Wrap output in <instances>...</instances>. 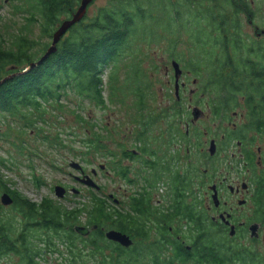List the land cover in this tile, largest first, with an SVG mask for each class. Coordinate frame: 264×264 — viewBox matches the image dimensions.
<instances>
[{"label": "trees", "instance_id": "trees-1", "mask_svg": "<svg viewBox=\"0 0 264 264\" xmlns=\"http://www.w3.org/2000/svg\"><path fill=\"white\" fill-rule=\"evenodd\" d=\"M17 1L13 15L26 13L29 17L25 16L26 22L19 27H15L18 21L8 26L2 23L5 28L0 32V80L12 75L0 85V136L4 139L10 137V131H1V124L14 131V121L19 123L16 138L33 129L52 143L43 124H50V118L62 120L70 102L75 101L73 114L91 134L81 138L82 149L73 147L71 151L89 163L98 154L110 155L113 169L119 170L120 165L113 159L116 154L108 150L106 142L115 141L112 131L107 124L102 127L105 132L100 131L97 122L91 123L82 114L85 102L106 106V71L108 98L114 101L124 91L123 85L118 84L119 63L131 57V65L128 64L135 68V105L146 110V98L154 95L150 93L151 79L143 73L136 54L145 44L159 45L164 40L172 60L183 63L185 70L199 78L200 91L208 98L213 114L228 117L242 107L252 127L264 129V37H253L244 30L247 18L255 25L257 35L264 34V28L256 22L262 8L253 7L259 1L110 0L93 15L87 9L85 16L58 42L56 51L34 68L31 64L42 57L50 44L32 37L28 26L38 23L42 34L52 37L63 19L72 17L81 0ZM186 36L189 53L178 50L179 42ZM139 118L142 130L158 121L154 112L148 116L140 114ZM186 119L189 122L188 111ZM53 140L67 146L60 131ZM125 155L130 156L127 152ZM5 162L0 155V164ZM121 169L127 176L129 170ZM33 183L40 188L43 181L34 175ZM0 189L14 200L9 209L0 203V264H42L48 261L47 254L58 256L61 264H150L152 249L146 243L124 247L104 234V230L117 229L133 235L132 208L122 212L92 188H88L87 201L75 199L67 205L45 196L35 202L11 189L1 173ZM81 220L92 227L88 236L75 229L82 226ZM146 235L147 230L141 231L140 236ZM198 252L203 260L212 257L204 246ZM217 257L220 264H225L227 249L220 247ZM155 262H159L158 257Z\"/></svg>", "mask_w": 264, "mask_h": 264}, {"label": "flooded vegetation", "instance_id": "flooded-vegetation-1", "mask_svg": "<svg viewBox=\"0 0 264 264\" xmlns=\"http://www.w3.org/2000/svg\"><path fill=\"white\" fill-rule=\"evenodd\" d=\"M174 88L175 97L162 98L158 107L150 109L158 121L148 129L138 127L132 148L119 142L116 171L119 179L130 182L132 191L125 190V198L110 193L107 198L122 212L132 208L134 221L133 235L118 231L130 236L131 246L146 243L152 249L150 264H220V247L227 249L225 264H264V129L252 127L246 112L234 111L231 118L240 121L229 120L204 149L202 136L207 132L191 131L190 126L207 115L201 109L195 120L193 110L199 106L194 105L188 122L187 102L181 97L186 85L179 81L178 95L176 82ZM194 94L190 91L189 103ZM211 115L220 121L229 119ZM154 127L158 129H150ZM120 167L129 170L127 176ZM93 170L90 175L82 165L73 179L84 185L77 177L95 176ZM143 230L146 236H140ZM203 246L212 257L203 260L198 252Z\"/></svg>", "mask_w": 264, "mask_h": 264}, {"label": "rangeland", "instance_id": "rangeland-1", "mask_svg": "<svg viewBox=\"0 0 264 264\" xmlns=\"http://www.w3.org/2000/svg\"><path fill=\"white\" fill-rule=\"evenodd\" d=\"M110 0H94L88 7V14L93 15L99 7L106 6ZM259 3L255 4L253 7L255 9L257 6L261 7V12L258 13L256 22L264 28V4L261 0ZM17 0H0V32H4L2 23L6 22V25H10L13 21H18V26H23L26 22L25 16L29 17L26 13H17L13 15V4L17 3ZM257 10V9H256ZM64 20V19H63ZM245 32L250 34L253 37H264V34H256L255 25L247 21V18H244ZM29 30L32 31L35 39H41L42 41L48 42L50 45L52 43V37L42 34L40 25L34 23L28 26ZM188 38L182 37V41L178 44V50L185 53H189V43L185 44ZM49 45V46H50ZM167 47V41H162L159 45L156 43L145 44L142 49L136 54L137 60L141 68L145 71L144 74H148L151 82L149 83L151 94L154 97L146 98V110H141L135 105V94L134 87L132 86L134 75L132 71L135 68H132L131 63L128 59L123 60L119 63V85H123L124 91L120 92V95L117 98H114V101H110L109 96V71H106L103 76L104 81V95L107 98L106 106L96 107L85 102V110L82 111V114L86 117H89L92 122H97L100 131L105 132V128H102L104 124L109 126V130L112 131V134L115 138V141L107 140L108 150H112L114 154V161L119 159V147L118 144L122 140L128 145L129 148H132L135 144L133 139L134 134L138 130L140 118L139 115L148 116L150 109L158 107L162 98H167L168 95H174V82H175V72L172 66V58ZM130 63V65L128 64ZM133 64V63H132ZM184 64H181L183 74L180 77V82H184L186 89L181 92V97L186 99L187 110L189 112V122L192 118L191 109L194 105H198L202 109L207 117L199 120L195 125L190 126V130H200L202 133L207 132V134L202 136V141L204 142L203 148H208L210 138H218L222 133V130L226 129L228 122H239L240 120L232 117V112L229 115V119L220 121L218 118L213 117L211 111L208 107V98L200 91L201 86L199 85V78L192 73L188 72L183 68ZM190 91H194L193 101L189 103ZM201 97V98H199ZM203 98V99H202ZM189 104H191L189 108ZM77 108L75 101L70 102V107L66 113L63 114L62 120L50 118V124H43V129L47 131V135H50V140L52 143L46 141L42 137V133H37L33 129H27L24 137L16 138V133L19 132V123L12 121V129H8L7 124L2 123L1 125L10 137L4 139L3 136H0V155L3 159L6 160L5 164H0V173L4 175L8 186L11 189H16L21 192L27 198L32 201L39 202L45 196H49L57 201L62 202L63 204H73L75 199H81L87 201V198L90 197L89 190L87 185H81L79 182H75L73 175H79L78 171L71 167L70 164L73 161H76L82 164L88 174L91 170H96V175L91 176L94 181L102 187L101 191H96L99 196L107 197L108 194H114L118 197H124V191H127V194L131 193L132 186L119 179L118 174L113 169V165L110 161V155H104L103 153L98 154L97 157H92L91 163L84 162L80 157H77L71 151L73 147L77 149H82L83 144L81 138L84 135H90L91 130L87 126H83L84 123L77 121V118L73 114V109ZM105 108V109H104ZM141 110V111H140ZM236 111L239 114H243L245 111L242 107H237ZM230 120V121H229ZM60 121V122H59ZM10 125V126H11ZM157 127L150 128L156 129ZM96 129V128H95ZM158 129V128H157ZM184 129V128H183ZM61 132V138L64 139V143L67 146L58 145L53 140L56 132ZM157 130H155L156 132ZM107 133V131H106ZM195 139L194 137H191ZM193 141V140H192ZM125 165L130 166V161L123 162ZM105 164V169H101L100 166ZM34 175L43 181V184L40 188H37L33 183ZM91 175V174H90ZM62 185L67 188L66 195L63 198H58L55 194V186ZM90 188V187H89ZM73 189L78 190L79 195L75 196ZM120 189V191H119ZM5 191L0 189V196ZM1 203V202H0ZM6 209H9V206H4ZM85 224V225H84ZM80 225L88 226L85 223V220H81ZM89 229H92L91 226H88ZM45 258L48 259L42 261V264H61V259L56 255H45Z\"/></svg>", "mask_w": 264, "mask_h": 264}, {"label": "water", "instance_id": "water-1", "mask_svg": "<svg viewBox=\"0 0 264 264\" xmlns=\"http://www.w3.org/2000/svg\"><path fill=\"white\" fill-rule=\"evenodd\" d=\"M93 1L94 0H81L80 1V5L76 9V11L73 13L72 17L63 20L62 23L58 26L57 30L53 33L51 45L49 46L47 51L42 55V57L38 61H35L31 64V68H34L35 66L41 64L44 60H46L50 56V54L56 51L58 42L61 40V38L68 32V30L73 25L78 23L85 16L88 6ZM172 66L175 72L176 94L178 95V85H179V80H180V77L182 76L183 70L180 67V64L176 62L175 60L172 61ZM11 77L12 75L7 76L3 78L2 80H0V85L3 84L5 81L9 80ZM202 113L203 112L200 108L198 107L194 108L193 110L194 119L197 120L198 118H200ZM70 166L77 170H82V165L76 161H73L70 164ZM101 167H104V165H101ZM93 171L95 172V170ZM77 179L89 187H93L95 189L100 188V186L89 175H86L84 177H77ZM54 189H55V194L58 198L61 199L65 196L66 189L62 185H56ZM0 202L3 206H9L14 202V200H13V197L8 192H4L0 196ZM75 229L80 234H88L90 232V229H88V227H85V226H77ZM105 236L108 240L117 242L124 247H129L132 245V239L130 238V236L118 230L110 229L105 233Z\"/></svg>", "mask_w": 264, "mask_h": 264}]
</instances>
